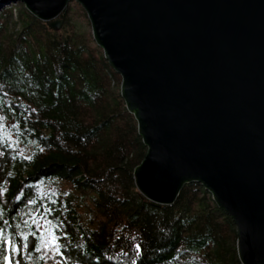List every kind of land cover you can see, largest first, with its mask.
Instances as JSON below:
<instances>
[{"label":"trees","instance_id":"obj_1","mask_svg":"<svg viewBox=\"0 0 264 264\" xmlns=\"http://www.w3.org/2000/svg\"><path fill=\"white\" fill-rule=\"evenodd\" d=\"M72 9L60 30L24 5L0 12V229L16 242L29 236L16 259L242 264L236 225L202 184H186L172 205L138 190L133 174L148 148L120 74Z\"/></svg>","mask_w":264,"mask_h":264},{"label":"water","instance_id":"obj_2","mask_svg":"<svg viewBox=\"0 0 264 264\" xmlns=\"http://www.w3.org/2000/svg\"><path fill=\"white\" fill-rule=\"evenodd\" d=\"M72 1L121 76L147 153L138 190L174 204L198 182L232 217L242 264H264V0H0L54 30Z\"/></svg>","mask_w":264,"mask_h":264},{"label":"snow or ice","instance_id":"obj_3","mask_svg":"<svg viewBox=\"0 0 264 264\" xmlns=\"http://www.w3.org/2000/svg\"><path fill=\"white\" fill-rule=\"evenodd\" d=\"M7 224V221H4ZM27 223V221H25ZM49 223H51L49 221ZM53 239H58L53 237ZM29 236L24 234L20 236V241L16 242L12 238L5 235V230L0 229V262L2 264H20V260L16 259V257L20 256L22 250H27L29 248ZM35 250L37 252L41 251L40 244H36ZM48 247V244L45 243V248ZM52 247L55 249L56 252H59V247L56 244H52ZM31 259V256H29Z\"/></svg>","mask_w":264,"mask_h":264},{"label":"rangeland","instance_id":"obj_4","mask_svg":"<svg viewBox=\"0 0 264 264\" xmlns=\"http://www.w3.org/2000/svg\"><path fill=\"white\" fill-rule=\"evenodd\" d=\"M16 4H18V7H20L21 5H24L23 3H21V2H19V3H14V5H16ZM71 6H72V10H70L69 12H68V17H70V19H71V21L72 22H77V23H79L82 27H83V29L84 30H86V31H91L92 32V27H91V23H90V20L87 22L86 20H85V18L84 17H82L80 14H79V10L77 9V7H76V1H72L71 3ZM69 4V5H70ZM9 5H11V4H9ZM25 6V5H24ZM3 8V7H2ZM2 8L0 9V12H1V10H2ZM88 16V15H87ZM89 19V18H88ZM92 36H93V34H92Z\"/></svg>","mask_w":264,"mask_h":264},{"label":"built area","instance_id":"obj_5","mask_svg":"<svg viewBox=\"0 0 264 264\" xmlns=\"http://www.w3.org/2000/svg\"><path fill=\"white\" fill-rule=\"evenodd\" d=\"M14 4V3H13Z\"/></svg>","mask_w":264,"mask_h":264}]
</instances>
